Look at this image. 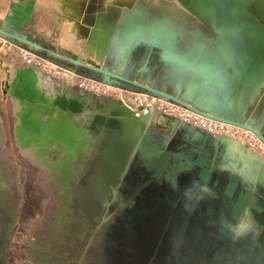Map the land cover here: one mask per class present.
<instances>
[{
	"label": "water",
	"instance_id": "95a60500",
	"mask_svg": "<svg viewBox=\"0 0 264 264\" xmlns=\"http://www.w3.org/2000/svg\"><path fill=\"white\" fill-rule=\"evenodd\" d=\"M178 1L183 3L181 9L184 13L196 17L211 33L235 37L237 50L233 62L240 75L237 86L241 91L243 88L258 91L264 84V0H260L261 4L259 0ZM188 1L193 2L192 5ZM140 8L142 6H136L123 17L119 30L115 28L116 25L105 26L103 16L98 17V21L90 16L86 17L83 23L93 28L90 39L92 43L97 40L98 30L105 31L99 41V49L103 54L96 61L66 49L44 46L36 37L20 29L16 30L3 21H0V36L74 73L90 76L111 86L140 88L149 95L205 117L250 130L264 142V133L260 128L251 125L243 117L230 116L228 109L233 108V101L222 113H214L209 109L212 100L208 103L186 100L155 88L153 83L145 84L142 78L131 76L134 71L143 72L150 65L159 63L163 66L172 63L175 68L181 67L179 58L173 57L172 37L164 40L163 32L150 28L145 17L139 16L142 19L138 18L134 25L132 18L140 15ZM144 13L142 15L146 16V12ZM157 32L159 34L156 36ZM112 59L115 62H111ZM0 64L2 67V61ZM123 65H127L125 69ZM120 68L124 69L123 73L118 72ZM191 68L194 74L204 78L200 90L205 95L212 92L211 84L226 88L222 83H216L215 71L207 75L208 67L203 66L207 74H199L193 66ZM45 75L54 79L52 83L55 86L46 84L33 89L30 84H12L7 76L0 81V98H12L18 107V124L15 130L18 144L34 164L46 167L52 175H72L78 179L86 168L83 159L111 136L107 149L98 157V160L103 159L91 165V171L87 173L88 184L81 189L96 204L100 202L101 196L109 194L107 190H114L124 171L125 161L136 145H141V151L154 148L150 132L152 128H156L152 122L156 110L151 109L148 113L137 116L125 103L110 98L109 106L106 107L103 105L106 98L98 102L88 91H84L87 96L83 100L71 98L67 93L69 88L48 73ZM37 94L44 99H39ZM24 113L29 115L24 116ZM164 116L168 119V137L165 141L172 143L170 148L176 153V160L194 159L195 164L189 171L196 180L202 182L198 188L205 191L212 189L207 184L214 178L225 182L220 186L222 188L223 185L225 192H216L219 196L209 194L201 197V202L204 205H214L218 200L223 202L224 212L219 221L218 235L226 254V245L235 236L233 229L241 218L244 219L245 213H249V219H264V159L230 137L214 136L178 117L168 114ZM76 118H80V121H76ZM21 127H26L29 132L25 141L18 134ZM36 130L45 132L39 145L35 142ZM178 143L184 145L177 148ZM170 157L168 154L164 161H168ZM76 167L80 170H76ZM215 190H218V186ZM258 214L263 215L258 218Z\"/></svg>",
	"mask_w": 264,
	"mask_h": 264
},
{
	"label": "flooded vegetation",
	"instance_id": "af4514ba",
	"mask_svg": "<svg viewBox=\"0 0 264 264\" xmlns=\"http://www.w3.org/2000/svg\"><path fill=\"white\" fill-rule=\"evenodd\" d=\"M123 89L146 93L137 87ZM150 135L154 148L141 151L136 145L114 192L107 190L96 204L81 189L88 184L91 165L103 159L98 157L111 136L83 159L86 168L78 179L54 176L58 201L43 218L40 230L46 237L38 233L33 245L23 243L26 258L21 264H264V213L257 215L261 220L244 214L249 226L241 239L232 236L225 254L218 235L223 202H201V197L225 192V182L214 178L207 184L212 189H199L202 182L189 171L194 159H175L165 128H152ZM10 165L6 179L0 177V264H9L14 228L32 211L23 207L24 199L20 203L26 190L17 189Z\"/></svg>",
	"mask_w": 264,
	"mask_h": 264
},
{
	"label": "crops",
	"instance_id": "0c3cea01",
	"mask_svg": "<svg viewBox=\"0 0 264 264\" xmlns=\"http://www.w3.org/2000/svg\"><path fill=\"white\" fill-rule=\"evenodd\" d=\"M14 2V0H0V21L5 22L8 20L9 17L7 16L10 14L12 7L15 6ZM16 2L22 8L15 12L11 23L17 25L20 31L36 37L44 46L57 48L58 43L44 34V30L48 31L49 26L59 34L56 28L57 22H52L53 13L49 14L50 11L48 12V10L47 20L43 14L42 7H48V4L57 5L59 0H17ZM66 2L68 5H75L77 4L76 2H80L83 6V17L79 18L81 21H76L72 40L66 48L62 49H66L76 55H86L87 58L96 61L103 54L99 49V41L105 31L98 30L97 40L92 43L90 39L93 28L83 23L86 21V17L90 16L95 21H98L100 19L98 17L103 16L106 23L104 24L105 26L107 24L116 25L117 27L115 26V28L119 30L123 17L131 9L134 10L136 6H142L140 8L141 11H139L141 12L140 15L132 18L134 25L137 24L139 19H142L141 17H145L150 28L154 27L157 31L163 32L164 40L173 38L171 40L173 57L179 58L181 67L175 68L172 63L166 66L159 63L150 65L143 72L134 71L131 76L142 78L141 80L145 84L153 83L155 87L186 100H193L199 103H208L209 100H212V106L210 105L209 109L214 113H222V110L228 108L230 102L233 101L234 109H228L230 116L243 117L242 119L260 128L264 133V84L256 92L245 88L242 89V92L238 88L237 83L240 81V75L236 72L233 62L234 53L237 50L234 36L211 33L206 27H203L202 22L196 17L194 18L190 14L184 13L181 9L184 5L178 0H66ZM190 3L188 1V4ZM144 12H146V16L142 15L145 14ZM157 34L159 32L156 33V36ZM115 53H118V51L115 50ZM126 66L123 65V68ZM192 66L199 74L205 73L203 66L209 68L208 74L207 72L205 73L207 75L215 71L216 83H222L226 88L223 89L219 85L211 84L212 92L205 95L200 90L204 78L201 75L194 74ZM123 68H120L118 72L123 73L122 71L125 69ZM76 74L78 78H92L87 75ZM95 80L100 81L98 79ZM59 81L69 88L67 93L71 98L83 100L87 96L79 86L70 85L61 79ZM94 97L93 95L95 100ZM8 100H10L9 97ZM135 111L137 110L135 109ZM6 121V115L0 113L3 148L9 140ZM76 121H80V118H76ZM21 156L29 159L23 154ZM213 195L215 196L216 194Z\"/></svg>",
	"mask_w": 264,
	"mask_h": 264
},
{
	"label": "rangeland",
	"instance_id": "374dc122",
	"mask_svg": "<svg viewBox=\"0 0 264 264\" xmlns=\"http://www.w3.org/2000/svg\"><path fill=\"white\" fill-rule=\"evenodd\" d=\"M14 1L15 6L12 7L10 14L7 16L9 17L8 20L4 22L7 25L12 24L11 20L14 17L13 15L17 10H19V8H22L18 6V2H16L17 0ZM66 3V0H59L57 5L48 4V7H42L43 14L47 18V20V14L50 11L49 14L53 13L52 22H57L56 28L58 29L59 34L50 26L47 29L48 31L44 30V34L50 38H53V41L58 43V48H66L69 45L76 27V21L80 20V16L82 17L83 15V6L80 4V2H76L77 4L75 5H68ZM12 27L16 30H19L17 25L12 24ZM24 50L25 49H23L21 46L16 45L13 42L0 36V63L2 61V67L3 69H5V71H3L0 64V81L7 76L11 83L14 84L21 72L26 70H38L43 73L46 79L45 86L46 84L55 86L54 83H52V80L54 79H52L51 77H47L45 75V72L33 66L32 63H30L31 61L27 62L29 61V58H26L23 54L22 51ZM111 62H115L114 59H112ZM46 73L49 74L50 72L46 71ZM51 76H53L57 80H62L60 72L52 73ZM65 81H67L70 85H75V83H72L75 82L74 75L67 77ZM57 83L58 81H56L55 84ZM85 86L88 87V90H85V88L82 87L79 88L82 91L90 92L95 96L94 98L95 100H98V102H101L102 100H104V98H106L103 103V105H105L106 107L109 106L110 98L126 104L130 103L128 101L129 98H140L141 96H144H139L137 94H145L146 97L144 96L141 98L148 100L146 106L142 105L144 106V108L138 110V112L145 110L148 104H151L150 107H155L161 101V99L144 92L137 93V91H130L108 84L98 85V87L100 88V90L98 91L99 94L91 91V89L93 88L95 90V86L89 88L88 83H86ZM161 102L162 103H159V105L161 104V109H158L157 112L173 115L180 118L181 120H191V113L187 109H184L183 107L166 100H162ZM17 109V104L12 98H10V100H8V98L7 100L2 97L0 98V113H4L7 117L6 124L7 131L9 133H7L9 138L8 143L3 148V134L1 131L2 129L0 128V177L6 179L5 175H9L8 165L11 164V173L12 176L16 178L15 184L17 189H20V187L23 186V188L26 190L25 198L22 196L20 203L22 205L24 199L23 207L26 206L29 207V209H32V211H29L26 214V218L24 220H21V222L14 228L13 242L9 247V264H14L15 262H17L16 264H21V260L26 258L23 243L29 246L33 245L36 238L38 237V233L39 236L41 235L40 237H42L44 240L46 236L43 234L42 230H40L42 226H45L43 218L49 217L50 211H53L55 204L58 201L56 197L59 192L56 187H52V184L54 186V175H52L46 167L34 164V161H32L31 158L26 159L21 156V154H23L27 157H30L29 155L22 152L15 134V130L18 124ZM44 121L46 120L44 119ZM39 135V133H36V136ZM22 141L24 140L22 139ZM39 141L37 142L38 145ZM34 146L36 147V145ZM60 155H62V153H60ZM76 170L79 171L80 168L76 167ZM58 177H63L65 180L66 175ZM55 185L57 186L56 183ZM54 235L55 234L52 233L51 236L55 237L56 235Z\"/></svg>",
	"mask_w": 264,
	"mask_h": 264
},
{
	"label": "built area",
	"instance_id": "2783aa9c",
	"mask_svg": "<svg viewBox=\"0 0 264 264\" xmlns=\"http://www.w3.org/2000/svg\"><path fill=\"white\" fill-rule=\"evenodd\" d=\"M23 54L25 55L26 58H29V61L32 63L33 66L37 67L39 70L43 71L46 73L50 72L49 74L52 75V73H59L62 76V80H66L67 77L74 75L75 78V82H72L73 84L75 83V85L85 88V90H88V87H86V83H88L89 88L95 86V90L94 88L91 89L92 92L94 93H98V91L100 90V88L98 87V85H105L103 83H100V81H97L93 78H78L77 74L74 73L73 71L63 68L57 64H55L54 62L45 59L39 55H37L36 53L29 51V50H24L22 51ZM66 83H68L67 81H65ZM132 91V90H130ZM137 93H139L137 91ZM137 95H144L146 97L145 94H137ZM141 96V97H144ZM162 101V100H161ZM159 103H162V102ZM159 103L157 104V106L155 107H150L151 104L147 105V108L143 111H135V113L137 115H141L144 113H148L151 109H155L156 111L158 109H161V104L159 105ZM185 109V108H184ZM188 110V109H187ZM191 115V120H183L186 121L192 125H195L199 128H202L208 132H210L211 134H213L214 136H227L230 137L232 139H234L235 141L245 145L247 147V149L249 151H252L256 154H258L262 159H264V142L252 131L247 130L245 128H242L240 126H236L233 124H229L226 122H222V121H217L208 117H205L203 115H200L198 113L192 112L190 110H188ZM169 115V114H168ZM194 115V116H193ZM173 116V115H170ZM176 117V116H175Z\"/></svg>",
	"mask_w": 264,
	"mask_h": 264
},
{
	"label": "bare ground",
	"instance_id": "6f19581e",
	"mask_svg": "<svg viewBox=\"0 0 264 264\" xmlns=\"http://www.w3.org/2000/svg\"><path fill=\"white\" fill-rule=\"evenodd\" d=\"M45 82H46V79L43 75V73H41L40 71L38 70H35V71H30V70H26V71H23L19 74L18 78L16 79L15 83H25V84H30L33 86V89H36L40 86H45ZM37 97L41 100H43L44 98L42 97V95H39L37 94ZM130 103H126V105L132 109V110H141L142 108H144V106L142 105H145L148 103V100L144 99V98H129L128 100ZM135 112V111H134ZM157 111L155 112V115H154V118L152 120V122L154 123V125H156V127H159V128H167V122H168V119L167 117L164 116V113H158L156 114ZM29 113H24V116H28ZM50 127V124H48V128ZM36 133H39L40 135L39 136H36ZM45 132L44 131H39V130H36V132H34L35 134V142L37 143L40 138L42 137V134H44ZM29 134L28 132V129L25 127L24 129L21 127L19 129V135L21 137V139H26L27 138V135ZM38 140V141H37ZM25 141V140H24Z\"/></svg>",
	"mask_w": 264,
	"mask_h": 264
},
{
	"label": "clouds",
	"instance_id": "9594fccd",
	"mask_svg": "<svg viewBox=\"0 0 264 264\" xmlns=\"http://www.w3.org/2000/svg\"><path fill=\"white\" fill-rule=\"evenodd\" d=\"M249 226V222L241 218L240 222L235 226L238 231L235 232V235L239 236L243 233L244 229Z\"/></svg>",
	"mask_w": 264,
	"mask_h": 264
},
{
	"label": "trees",
	"instance_id": "16d2710c",
	"mask_svg": "<svg viewBox=\"0 0 264 264\" xmlns=\"http://www.w3.org/2000/svg\"><path fill=\"white\" fill-rule=\"evenodd\" d=\"M139 92V91H138Z\"/></svg>",
	"mask_w": 264,
	"mask_h": 264
}]
</instances>
